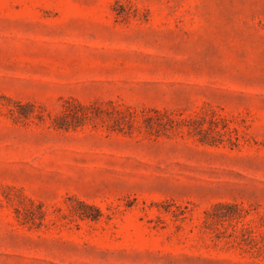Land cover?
I'll use <instances>...</instances> for the list:
<instances>
[{
	"label": "rangeland",
	"instance_id": "rangeland-1",
	"mask_svg": "<svg viewBox=\"0 0 264 264\" xmlns=\"http://www.w3.org/2000/svg\"><path fill=\"white\" fill-rule=\"evenodd\" d=\"M0 264H264V0H0Z\"/></svg>",
	"mask_w": 264,
	"mask_h": 264
}]
</instances>
